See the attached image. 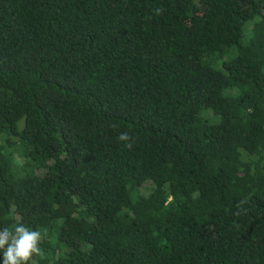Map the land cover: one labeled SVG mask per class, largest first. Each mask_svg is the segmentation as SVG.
Instances as JSON below:
<instances>
[{
	"label": "trees",
	"instance_id": "trees-1",
	"mask_svg": "<svg viewBox=\"0 0 264 264\" xmlns=\"http://www.w3.org/2000/svg\"><path fill=\"white\" fill-rule=\"evenodd\" d=\"M18 224L29 264H264V0H0Z\"/></svg>",
	"mask_w": 264,
	"mask_h": 264
},
{
	"label": "clouds",
	"instance_id": "clouds-1",
	"mask_svg": "<svg viewBox=\"0 0 264 264\" xmlns=\"http://www.w3.org/2000/svg\"><path fill=\"white\" fill-rule=\"evenodd\" d=\"M122 141L130 139L127 133L119 137ZM131 147V144H127ZM46 231V230H45ZM41 232L31 230L23 224H18L14 230L5 227L0 230V250H3V264H29L34 256L43 257L40 247Z\"/></svg>",
	"mask_w": 264,
	"mask_h": 264
},
{
	"label": "rangeland",
	"instance_id": "rangeland-1",
	"mask_svg": "<svg viewBox=\"0 0 264 264\" xmlns=\"http://www.w3.org/2000/svg\"><path fill=\"white\" fill-rule=\"evenodd\" d=\"M25 151H26V152L28 151V148H27V147H25ZM34 264H36V262H34Z\"/></svg>",
	"mask_w": 264,
	"mask_h": 264
}]
</instances>
